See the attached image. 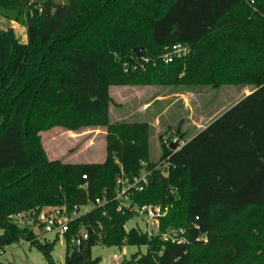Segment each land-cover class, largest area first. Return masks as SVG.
<instances>
[{
  "label": "trees",
  "instance_id": "trees-1",
  "mask_svg": "<svg viewBox=\"0 0 264 264\" xmlns=\"http://www.w3.org/2000/svg\"><path fill=\"white\" fill-rule=\"evenodd\" d=\"M7 7L14 18L26 8V39L0 29V252L20 238L36 243L9 216L34 213L41 228L35 216L44 206L104 197L62 235L64 264H95L96 243L144 246L131 264H264V0L253 8L244 0H0ZM174 43L187 52L164 62ZM114 85L252 90L178 150L160 144L162 171L148 160L146 124H109ZM89 127L106 132L101 164L63 165L40 147V132ZM140 162L150 173L130 205L168 207L150 238L124 229L134 213L113 199L116 179L137 177ZM167 228L181 229L184 243L161 240ZM37 248L53 264L52 244Z\"/></svg>",
  "mask_w": 264,
  "mask_h": 264
},
{
  "label": "rangeland",
  "instance_id": "rangeland-1",
  "mask_svg": "<svg viewBox=\"0 0 264 264\" xmlns=\"http://www.w3.org/2000/svg\"><path fill=\"white\" fill-rule=\"evenodd\" d=\"M51 1L54 3L66 2V0ZM20 9L22 12L17 18H14L13 9L10 7L0 8V29H11L12 35L17 41L25 42L26 8ZM34 9L39 11L37 6ZM156 88L158 87L154 88V85L110 86L108 92L115 105L109 107L108 122L110 125L127 122L146 124L148 128V160L157 164L158 168L163 171L165 165L159 160L161 155L160 144L167 147L176 137H179L178 145L182 146L189 132L185 122L191 120L202 125L220 115L236 100L235 94L238 87L221 85L217 88L208 86L196 88L172 86L158 90ZM188 91H192V93H188ZM154 95L161 98L154 99ZM184 128H186L185 131ZM63 131L59 128H53L37 134L40 147L48 160H57L63 165H79L91 162L101 164L104 161L106 135L104 128L89 127L83 131L73 132V135ZM50 210L51 207L44 206L35 217L41 222ZM84 210L81 208L79 211L83 212ZM22 216L21 220H17L15 224L19 229L30 230L36 243H30L20 238L17 243L4 247L3 251L0 252V264H48L37 248L38 245L46 242L52 244V249L49 252L52 263L64 264L66 252L64 237L51 233L44 234L42 229L37 228V224L33 222L34 213H22ZM145 221L146 218L144 217L134 216L125 223L124 229L136 228L143 232L146 229ZM173 230L176 229H166V231ZM143 253H145L144 246H124L123 244L115 247L96 243L90 249L91 259H97L95 264H131L134 254Z\"/></svg>",
  "mask_w": 264,
  "mask_h": 264
},
{
  "label": "built area",
  "instance_id": "built-area-1",
  "mask_svg": "<svg viewBox=\"0 0 264 264\" xmlns=\"http://www.w3.org/2000/svg\"><path fill=\"white\" fill-rule=\"evenodd\" d=\"M250 7L253 8V4L255 0H244ZM188 48L185 44L182 43H174L167 47L165 51L162 53V59L164 62H169L174 58L180 57L187 52ZM140 171L137 177H134L129 181L127 178L118 177L116 179L117 188L114 193V200H118L120 202L119 205H122L126 208H129L134 216H141L146 218L145 226L146 229L143 233L146 234L148 238L157 235L158 232V222L159 219L164 217L167 212V207H162L159 205H142L131 206L129 203V194L131 192H140L143 190V187L147 184V176L150 173V170L146 169V165L144 162L139 163ZM84 178V176H82ZM106 203L104 197L96 198L93 202L87 201L85 204L74 205L70 209L65 205H61L58 207L51 208L48 215L44 216L41 220V229L44 234H55L56 236H62L65 232L68 231L69 225L80 215H84L89 212L94 207H102ZM84 208L83 212L79 210ZM22 214H17L15 216H9V218L16 222L17 220H21ZM181 229H176L173 231H166L160 234V238L163 241H169L170 243H184V239L181 237L182 235ZM79 235L82 239H86V233L80 228ZM70 244L74 245L76 243L75 237H71L69 240ZM114 258L116 256L113 255Z\"/></svg>",
  "mask_w": 264,
  "mask_h": 264
},
{
  "label": "crops",
  "instance_id": "crops-1",
  "mask_svg": "<svg viewBox=\"0 0 264 264\" xmlns=\"http://www.w3.org/2000/svg\"><path fill=\"white\" fill-rule=\"evenodd\" d=\"M155 87H158V88H156L157 90L158 89H162V88H171L172 86H154V88ZM252 90V86L251 85H243V86H239L238 88H237V93H236V91H235V89H234V91H235V95H236V100L235 101H237L239 98H241L242 96H244L245 94H247V93H249L250 91ZM232 91H233V89H232ZM188 93H192V91H188ZM195 93V92H194ZM155 98H161L160 96H158V95H154V99ZM160 100V99H159ZM234 101V102H235ZM233 102V103H234ZM233 103H232V105H233ZM231 106V105H230ZM229 106V107H230ZM226 110V109H225ZM219 116V115H218ZM218 116H216L215 118H217ZM132 117V116H131ZM215 118H213V119H211L210 121H208V122H206V123H204V124H200V123H198V122H195V121H191V120H188L187 122H185V125H186V128L187 129H189V132H188V137L184 140V142H183V144L185 143V142H187L188 140H190L195 134H197L199 131H201L202 129H204V127L208 124V123H210L212 120H214ZM127 123H134V122H127ZM186 128H184V131L186 130ZM182 144V145H183ZM92 163V162H91ZM84 164V163H83Z\"/></svg>",
  "mask_w": 264,
  "mask_h": 264
},
{
  "label": "water",
  "instance_id": "water-1",
  "mask_svg": "<svg viewBox=\"0 0 264 264\" xmlns=\"http://www.w3.org/2000/svg\"><path fill=\"white\" fill-rule=\"evenodd\" d=\"M132 51L134 53V55L141 60L147 61L148 57L145 56L141 50L140 46H135L132 48ZM179 144V137H176L169 145H168V149L172 152L178 150L181 146L178 145ZM79 254H80V244L78 241H76V243L73 246V250H72V259L73 260H78L79 259Z\"/></svg>",
  "mask_w": 264,
  "mask_h": 264
}]
</instances>
